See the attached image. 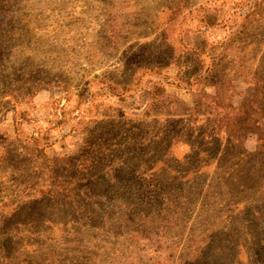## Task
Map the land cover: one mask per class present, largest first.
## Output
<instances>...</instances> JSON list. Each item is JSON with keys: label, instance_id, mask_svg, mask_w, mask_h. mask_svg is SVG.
Instances as JSON below:
<instances>
[{"label": "rangeland", "instance_id": "374dc122", "mask_svg": "<svg viewBox=\"0 0 264 264\" xmlns=\"http://www.w3.org/2000/svg\"><path fill=\"white\" fill-rule=\"evenodd\" d=\"M258 70L264 0H0V264H264V173L221 203L164 115Z\"/></svg>", "mask_w": 264, "mask_h": 264}, {"label": "trees", "instance_id": "16d2710c", "mask_svg": "<svg viewBox=\"0 0 264 264\" xmlns=\"http://www.w3.org/2000/svg\"><path fill=\"white\" fill-rule=\"evenodd\" d=\"M171 19L175 18L172 17ZM243 65L245 67L247 63ZM192 69L195 73L194 76H197L198 67H192ZM196 80L202 82L204 76H198ZM244 82L246 87L242 90L232 86L233 80L231 78L216 85L214 92L201 89L199 85L194 89L191 87L194 105L181 109L179 104L178 111L164 114L167 123H176L172 125L176 129L175 134L179 135L180 139L175 144L180 142L188 145L191 153L207 154L211 157L213 156L210 153L211 142L221 141L220 152L218 151V155L215 153L213 156V158L218 159L219 166L222 163L228 167V171L221 173L218 177L220 189L222 188L219 192L221 196L218 201L221 203L232 201L233 203H242L241 199H236L238 193L236 190L247 188V177H250L252 186H259L260 172L264 173V71L258 70L252 75L245 76ZM153 89V102L161 104V109H168L167 96L169 93L167 86L160 82H154ZM238 96L240 101L237 103L235 98ZM156 112L155 115L164 113L161 110ZM22 114L27 118L28 113L26 111ZM248 132L256 134L257 147L252 152L246 151L242 145L244 135ZM192 141L200 142L201 145L191 143ZM38 148L39 145L36 144L31 150L38 151L39 155L45 149L42 146L40 149ZM231 151L235 155L230 161ZM172 162L180 164V160L177 158L173 159ZM184 162L187 163L186 160ZM230 162L232 163L230 164ZM249 163L255 168L248 170ZM256 167L259 171L254 173ZM228 174L229 176H227ZM252 177L254 178L252 179ZM234 178L237 180H232ZM210 197L212 198L213 194Z\"/></svg>", "mask_w": 264, "mask_h": 264}]
</instances>
